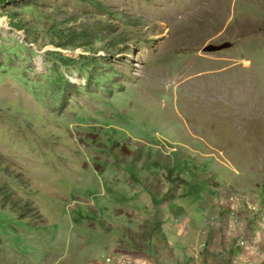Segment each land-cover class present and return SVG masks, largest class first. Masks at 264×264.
<instances>
[{"label":"rangeland","instance_id":"1","mask_svg":"<svg viewBox=\"0 0 264 264\" xmlns=\"http://www.w3.org/2000/svg\"><path fill=\"white\" fill-rule=\"evenodd\" d=\"M0 20V264H264V0Z\"/></svg>","mask_w":264,"mask_h":264},{"label":"crops","instance_id":"2","mask_svg":"<svg viewBox=\"0 0 264 264\" xmlns=\"http://www.w3.org/2000/svg\"><path fill=\"white\" fill-rule=\"evenodd\" d=\"M183 188V187H182ZM186 193L188 192V191H186V190H184ZM189 197H190V199H189ZM186 199H188L187 200V203H188V207L187 208H193V207H196V206H198V205H200V202L198 201V199L197 198H193V196L191 197V196H187L186 197ZM160 208V216L161 217H167L168 216V211H166L165 209H164V205H162V206H160L159 207ZM188 214V211L187 210H182V212L181 213H177L176 214V219H181L182 217H184L185 215H187ZM134 216H138V213L136 212V211H134ZM193 221L196 223L197 222V218L194 216V219H193ZM197 225V224H196ZM140 259H143V260H145L144 258H140ZM149 264H151V262H150V260L149 261H147ZM261 263V262H260Z\"/></svg>","mask_w":264,"mask_h":264},{"label":"bare ground","instance_id":"3","mask_svg":"<svg viewBox=\"0 0 264 264\" xmlns=\"http://www.w3.org/2000/svg\"><path fill=\"white\" fill-rule=\"evenodd\" d=\"M0 25H1V27L4 29V30H6L7 29V27H6V25L3 23V21L1 22V20H0ZM15 35H17L16 33H15ZM21 37V36H20ZM66 55H70V56H72V57H78L79 55L78 54H73V53H65Z\"/></svg>","mask_w":264,"mask_h":264},{"label":"trees","instance_id":"4","mask_svg":"<svg viewBox=\"0 0 264 264\" xmlns=\"http://www.w3.org/2000/svg\"><path fill=\"white\" fill-rule=\"evenodd\" d=\"M8 1H14V0H0V4L8 2Z\"/></svg>","mask_w":264,"mask_h":264},{"label":"built area","instance_id":"5","mask_svg":"<svg viewBox=\"0 0 264 264\" xmlns=\"http://www.w3.org/2000/svg\"><path fill=\"white\" fill-rule=\"evenodd\" d=\"M106 260H109V259H106Z\"/></svg>","mask_w":264,"mask_h":264}]
</instances>
